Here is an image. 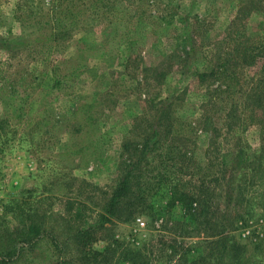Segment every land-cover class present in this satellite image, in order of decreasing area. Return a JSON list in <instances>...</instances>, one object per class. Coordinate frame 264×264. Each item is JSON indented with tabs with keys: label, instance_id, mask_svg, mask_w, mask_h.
I'll return each mask as SVG.
<instances>
[{
	"label": "rangeland",
	"instance_id": "rangeland-1",
	"mask_svg": "<svg viewBox=\"0 0 264 264\" xmlns=\"http://www.w3.org/2000/svg\"><path fill=\"white\" fill-rule=\"evenodd\" d=\"M263 53L264 0H0V264H264Z\"/></svg>",
	"mask_w": 264,
	"mask_h": 264
},
{
	"label": "trees",
	"instance_id": "trees-1",
	"mask_svg": "<svg viewBox=\"0 0 264 264\" xmlns=\"http://www.w3.org/2000/svg\"><path fill=\"white\" fill-rule=\"evenodd\" d=\"M96 6V4H95ZM82 12V9H80L78 11V13H81ZM74 14V12H71ZM263 52V51H262ZM253 53V52H251ZM264 54V53H263ZM201 79L204 80L205 78V74H202L200 75ZM262 88L264 89V86H262ZM264 117L261 118V120H263ZM264 122V120H263ZM157 135V134H156ZM156 135H152L151 137L147 138L146 141H145V144L143 146V149H141V155L138 159V162L137 164H135L136 167H138V165L144 160H147L148 158V155L151 153V152H154L155 150V146L160 142V140H158V138L156 137ZM229 154H225L222 158H223V164L224 165H229L230 162L227 161V157H228ZM230 156V155H229ZM135 168L134 167H129L123 177L121 178V180L118 182L112 196L110 197V199L107 201L106 205H105V209L104 211L106 213H103L101 215V218L99 219L100 221H97V225L99 223H104L105 221H108L109 220V217L110 216H114L116 214L119 213L122 205H123V202H124V199H126L127 197H129L132 192H133V187L135 185L136 182L135 181V175H134V172H135ZM6 256V255H4Z\"/></svg>",
	"mask_w": 264,
	"mask_h": 264
},
{
	"label": "built area",
	"instance_id": "built-area-1",
	"mask_svg": "<svg viewBox=\"0 0 264 264\" xmlns=\"http://www.w3.org/2000/svg\"><path fill=\"white\" fill-rule=\"evenodd\" d=\"M137 222L140 226H145V221L142 218H139Z\"/></svg>",
	"mask_w": 264,
	"mask_h": 264
}]
</instances>
